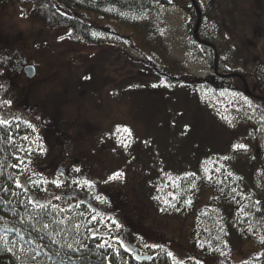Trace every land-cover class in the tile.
Returning <instances> with one entry per match:
<instances>
[{
  "label": "rangeland",
  "instance_id": "rangeland-1",
  "mask_svg": "<svg viewBox=\"0 0 264 264\" xmlns=\"http://www.w3.org/2000/svg\"><path fill=\"white\" fill-rule=\"evenodd\" d=\"M170 1L173 6L157 13L125 16L142 33L150 30L151 39L158 35L159 43L142 44L130 28L115 27L124 38L108 34L101 45L88 47L32 19L30 3L0 0V97L10 114L27 117L44 132L50 151L42 166L58 195L87 202L91 196L105 228L119 232L133 252L150 254L168 246L185 261L193 253L194 219L156 216L146 196L154 185L151 170L183 172L196 162L210 169L217 154L231 164L246 155L233 152L246 141L264 164V109L240 93L201 98L168 89L160 96L158 86L147 84L154 77L140 50L157 64H167L171 74L213 75L191 25L189 10L195 3L204 8L197 30L205 26L213 37L214 58L264 78V0ZM27 66L35 67L33 78L25 73ZM87 76L98 78L100 91L81 90ZM134 119L138 125L132 126ZM145 136L153 143L149 150ZM116 173L119 180L113 182ZM70 216L68 231L74 221L72 230L78 231L95 220L88 210ZM233 259L264 264V249L236 241Z\"/></svg>",
  "mask_w": 264,
  "mask_h": 264
},
{
  "label": "trees",
  "instance_id": "trees-1",
  "mask_svg": "<svg viewBox=\"0 0 264 264\" xmlns=\"http://www.w3.org/2000/svg\"><path fill=\"white\" fill-rule=\"evenodd\" d=\"M20 1L30 3L32 19L43 23L49 30L64 31L66 38L88 47L101 45V38L108 34L124 38L113 31L115 27L130 28L142 44L159 43L158 35L153 34L151 39L150 30L142 33L136 25L127 24L125 16L157 13L174 5L170 0ZM189 11L195 34L198 29L196 21L204 8L191 3ZM195 35H198L204 58L216 72L206 78L185 72L171 74L167 64H157L149 57L148 51L140 50L154 77L147 84L158 86L156 91L160 96L167 95L168 89H183L201 98L224 92L240 93L264 109V78L256 72L230 69L224 60H216L213 56L214 40L205 26ZM155 56L165 60L162 56ZM73 62L76 63L75 59ZM95 79L87 76L89 82L80 85L81 90L100 91L101 83ZM131 97L128 100L135 104V97ZM6 103L0 97V120L8 122L0 124V236L8 237V246L13 250L7 251L0 242V264H238L233 259L236 241L241 246L251 243L264 249L261 242L264 239V164L254 153L253 143L250 145L246 141L244 147H234V154L247 153L244 157L238 155L231 164L217 154L210 169L196 162L194 167L183 172L151 170L154 185L151 190L149 186L146 196L156 216L178 219L192 216L194 219L190 230L193 253L182 261L168 246L154 249L150 254H143L140 249L133 252L124 244L119 232L105 228L103 220L106 219L96 209L95 201H90L91 196L87 202L71 201L58 195L48 184L49 178L42 166L50 151L44 132L27 117L10 114ZM134 120L132 126L138 125L137 119ZM145 140L144 146L149 150L153 143L147 136ZM121 170L124 171L123 167ZM117 176L116 173L113 182L119 180ZM17 181L24 187H17ZM57 196L60 199H56ZM38 203H44L47 208L41 210L34 206ZM87 210L95 218L94 223L73 231L72 227L77 224L74 221L68 231L70 213L73 212L74 217ZM57 221H63V224ZM44 224L49 227L44 229ZM68 244L72 247L68 248ZM137 255L150 256L151 259L141 262Z\"/></svg>",
  "mask_w": 264,
  "mask_h": 264
},
{
  "label": "snow or ice",
  "instance_id": "snow-or-ice-1",
  "mask_svg": "<svg viewBox=\"0 0 264 264\" xmlns=\"http://www.w3.org/2000/svg\"><path fill=\"white\" fill-rule=\"evenodd\" d=\"M7 123H8L7 121L0 120V124H4V125H6ZM124 131L127 132L128 130L125 129ZM129 135H130V133H129ZM25 139H27V138L25 137ZM236 147H237V148H242V147H244V146H243V145H237ZM205 170L207 171V169H205ZM77 171H78V170H77ZM117 175L119 176L120 174H117ZM230 175H231V174H230ZM34 183H35V182H34ZM53 183H55L57 187L60 186V182H59L58 180L53 181ZM77 183H79V182H77ZM83 183H84L85 185H88L89 187L92 186V185L89 184L88 181H84ZM16 184H17V187H20V188H23V187H24V185H22V184L19 183V181H17ZM45 191H47V189H45ZM56 199H60V197L57 196ZM29 202L32 203V201H29ZM34 206L39 207L41 210H45V209L47 208V205H45L44 203L34 204ZM57 223H59V224H63V221H57ZM43 227H44V229H47V228L49 227V225H48V224H44ZM76 227H79V226L77 225ZM5 231H7V229H5ZM21 239H23V238L21 237ZM0 242L3 243V246H4V248H5L7 251L11 252V251L13 250L12 247H9V246H8L9 241H8V237H7L6 235H5V236H0ZM53 242L55 243V242H57V241L54 240ZM261 242L264 243V239H262ZM12 243H13V247H15V242H12ZM67 247H68V248H71L72 245H71V244H68ZM101 247H103V245H101ZM19 250H20L21 252L24 251L23 247H20ZM13 254H15V253H13ZM169 255H171V254L169 253ZM33 259H35V256H33Z\"/></svg>",
  "mask_w": 264,
  "mask_h": 264
},
{
  "label": "water",
  "instance_id": "water-1",
  "mask_svg": "<svg viewBox=\"0 0 264 264\" xmlns=\"http://www.w3.org/2000/svg\"><path fill=\"white\" fill-rule=\"evenodd\" d=\"M201 20V18H200ZM197 33V29H196V32L195 34ZM25 72L26 74L30 77V78H33L35 76V73H36V70H35V67L33 66H27L25 68ZM137 259L141 262H144V261H149L151 259L150 256H140V255H137Z\"/></svg>",
  "mask_w": 264,
  "mask_h": 264
},
{
  "label": "flooded vegetation",
  "instance_id": "flooded-vegetation-1",
  "mask_svg": "<svg viewBox=\"0 0 264 264\" xmlns=\"http://www.w3.org/2000/svg\"><path fill=\"white\" fill-rule=\"evenodd\" d=\"M26 68V67H25ZM25 68H24V71H25ZM26 73V72H25Z\"/></svg>",
  "mask_w": 264,
  "mask_h": 264
}]
</instances>
